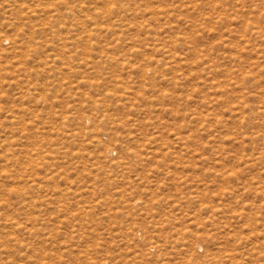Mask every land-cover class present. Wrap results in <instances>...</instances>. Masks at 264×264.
<instances>
[{
  "label": "rangeland",
  "instance_id": "rangeland-1",
  "mask_svg": "<svg viewBox=\"0 0 264 264\" xmlns=\"http://www.w3.org/2000/svg\"><path fill=\"white\" fill-rule=\"evenodd\" d=\"M0 264H264V0H0Z\"/></svg>",
  "mask_w": 264,
  "mask_h": 264
}]
</instances>
